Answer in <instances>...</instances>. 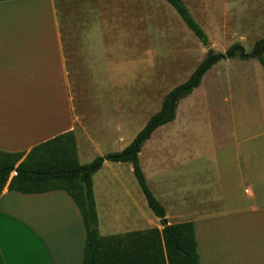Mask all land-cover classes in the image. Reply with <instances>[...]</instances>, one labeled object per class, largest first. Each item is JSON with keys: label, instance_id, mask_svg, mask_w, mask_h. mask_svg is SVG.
Returning a JSON list of instances; mask_svg holds the SVG:
<instances>
[{"label": "crops", "instance_id": "obj_1", "mask_svg": "<svg viewBox=\"0 0 264 264\" xmlns=\"http://www.w3.org/2000/svg\"><path fill=\"white\" fill-rule=\"evenodd\" d=\"M181 1L201 24L189 0ZM192 1L207 16L210 30L251 33L255 42L264 38V0ZM168 5L162 0H0V151L28 152L65 132H73L82 165L111 154L97 151L105 142L119 147L113 153L123 151L207 54L201 50L196 67L184 68L193 50H185L181 36L192 32ZM202 28L211 36L209 28ZM220 51L214 52L225 48ZM173 55L179 56L172 61L175 81L161 91L159 77L167 70L170 75L167 58ZM235 59L242 60L222 59L205 72L215 69L212 83L220 92L216 147L233 151V174H226L224 156L208 162L202 144L178 137L186 133L189 107L192 101L196 105L205 74L178 102L174 119L157 127L138 153L146 185L167 223L194 224L200 264H264V98L255 96L252 106L240 111L249 97L240 96L239 104L229 90L236 77L229 63ZM248 60L253 59L242 61ZM162 61L169 63L167 69ZM151 146L157 155H149ZM88 157H93L90 163ZM199 160L206 164L197 169ZM209 167L215 180L203 178L213 172ZM127 175L134 177L131 163L109 161L92 175L100 236L162 228L135 177L140 192L134 185L128 189ZM197 182L205 184L199 193L192 185ZM0 216L40 245L39 252L6 247L0 264H81L84 226L65 192L4 189Z\"/></svg>", "mask_w": 264, "mask_h": 264}, {"label": "trees", "instance_id": "obj_2", "mask_svg": "<svg viewBox=\"0 0 264 264\" xmlns=\"http://www.w3.org/2000/svg\"><path fill=\"white\" fill-rule=\"evenodd\" d=\"M186 27L207 48L205 59L190 78L174 88L163 100L135 139L121 152L98 157L82 165L77 158L73 132L59 134L32 147L28 152L0 151V195L4 189L21 194L63 191L78 209L85 239L81 264H200L194 224H168L165 210L148 189L138 163L141 145L159 126L174 119L178 102L196 88L205 72L222 59H257L264 69V38L246 52L236 44L224 53H215L208 38L193 20L181 0H165ZM105 161L131 163L134 177L161 229L151 228L122 235L100 236L92 191V175ZM16 172L15 175H11Z\"/></svg>", "mask_w": 264, "mask_h": 264}, {"label": "rangeland", "instance_id": "obj_3", "mask_svg": "<svg viewBox=\"0 0 264 264\" xmlns=\"http://www.w3.org/2000/svg\"><path fill=\"white\" fill-rule=\"evenodd\" d=\"M165 2L164 0H162ZM191 3V8L194 11L195 17L199 20H201V24L197 22V24L200 26V28L203 30L202 27H210V23L206 22L207 16L205 13L203 14L198 10L197 3L193 2L192 0H189ZM168 7L175 12L169 5ZM204 25V26H203ZM202 26V27H201ZM215 28V24L213 25ZM218 28H220L218 26ZM210 30V28H209ZM188 31V30H187ZM190 32V31H189ZM211 36L209 33H206L210 47H212V50H216L221 52L220 50H223L225 48V51L228 50L233 45H240L246 52H250L254 46L255 38L251 33H242V36L239 35V33H233V32H226L225 34L219 29H217V32H215L213 29L210 30ZM183 36V37H182ZM181 38L183 39L184 43L182 45H185V50H193L192 54L190 55L189 59L185 62L184 68L189 69L191 66L193 69L196 67L197 60L201 58V55L198 54L201 53V50H207L206 47L203 46L202 43L193 35V33L188 34L185 32L183 35L182 33ZM191 36V37H190ZM181 39V41H182ZM259 40V39H258ZM257 41V40H256ZM176 42L178 43V38L176 39ZM202 44V45H201ZM213 44V46H212ZM177 49V48H176ZM167 50L159 51L160 54L166 53ZM199 52V53H198ZM215 52V53H219ZM178 56V55H177ZM177 56H170V58H167L170 60V75L168 70L166 72H162V74L159 77V84L158 89L163 91L165 88L169 87L173 81H175V72L174 68L172 67V61L174 62L175 57ZM179 57V56H178ZM200 57V58H199ZM164 59V60H167ZM176 61L178 62V58H176ZM249 62H244L239 59H235L234 61H230L229 67L232 71V73L236 74V77L234 79V83L229 90L231 91L232 96L235 98L236 101L240 104V96L243 97H249V101L245 105L243 102H241V105L239 106L240 111L246 112L247 107L252 106V99L255 96L261 95L264 98V71L260 67L258 61L255 59L248 60ZM163 65H165V68L162 66V68L167 69L169 63H166L165 61H162ZM224 62V61H222ZM161 68V69H162ZM164 69H162L164 71ZM247 69V70H246ZM240 75V76H238ZM215 78V69L213 68L209 73L205 74L203 78V82L201 87L196 92V105L193 106V101L190 104V109L188 111V123H187V129L186 131L182 132L185 134H179L178 137L181 135L182 139H187L190 143H196L197 145L202 144L206 150H208V156L207 160L208 162L211 161H222L219 159L221 156H224L226 168L228 170V175L233 174V161L234 159V153L233 151L228 148V151H217L216 145L220 143L219 135L216 130V110L217 106L219 105V99L220 92H216L214 85L212 81ZM227 89L223 91V95H226ZM207 96L204 101H200V98L202 96ZM202 103V104H200ZM238 107V106H237ZM185 125V123H183ZM247 137V136H242ZM227 140H225L226 142ZM114 141L111 140L110 142H105L102 144L101 147L98 148V152L101 153H113L115 151H118L119 147L113 143ZM259 141H255L254 143H258ZM166 143V141L164 142ZM160 145V144H158ZM156 148L155 146H151L149 150V155H157L156 154ZM227 149V148H226ZM93 157L86 158V162L90 163L92 161ZM203 162L206 164L204 160H200L197 162V169L200 165V163L203 164ZM230 162V163H229ZM213 170V172L208 173L207 176L203 178H212L215 180L216 178L212 175H215L214 168L209 167V170ZM107 172V171H106ZM126 177V184L128 186L129 190H132V186L134 185L136 190L140 192V189L132 175H127ZM192 185L196 188L194 191L197 192V189H200L205 184H201V182L192 183ZM199 193V192H197ZM153 216V215H151Z\"/></svg>", "mask_w": 264, "mask_h": 264}, {"label": "snow or ice", "instance_id": "obj_4", "mask_svg": "<svg viewBox=\"0 0 264 264\" xmlns=\"http://www.w3.org/2000/svg\"><path fill=\"white\" fill-rule=\"evenodd\" d=\"M6 247H16L18 249H28L32 252H39V242L35 240L25 229L16 225L9 218L0 216V254ZM33 264H42L35 261Z\"/></svg>", "mask_w": 264, "mask_h": 264}, {"label": "built area", "instance_id": "obj_5", "mask_svg": "<svg viewBox=\"0 0 264 264\" xmlns=\"http://www.w3.org/2000/svg\"><path fill=\"white\" fill-rule=\"evenodd\" d=\"M16 174V172H12V174L11 175H15Z\"/></svg>", "mask_w": 264, "mask_h": 264}]
</instances>
